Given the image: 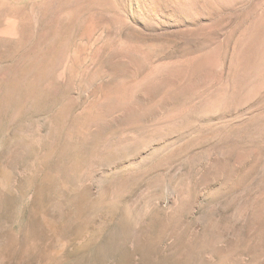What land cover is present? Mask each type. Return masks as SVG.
Instances as JSON below:
<instances>
[{
    "label": "rangeland",
    "instance_id": "374dc122",
    "mask_svg": "<svg viewBox=\"0 0 264 264\" xmlns=\"http://www.w3.org/2000/svg\"><path fill=\"white\" fill-rule=\"evenodd\" d=\"M0 264H264V0H0Z\"/></svg>",
    "mask_w": 264,
    "mask_h": 264
}]
</instances>
